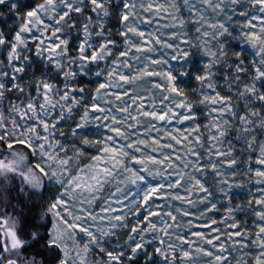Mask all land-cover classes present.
Segmentation results:
<instances>
[{
	"label": "snow or ice",
	"instance_id": "6c2138e0",
	"mask_svg": "<svg viewBox=\"0 0 264 264\" xmlns=\"http://www.w3.org/2000/svg\"><path fill=\"white\" fill-rule=\"evenodd\" d=\"M0 264H264V0H0Z\"/></svg>",
	"mask_w": 264,
	"mask_h": 264
},
{
	"label": "rangeland",
	"instance_id": "374dc122",
	"mask_svg": "<svg viewBox=\"0 0 264 264\" xmlns=\"http://www.w3.org/2000/svg\"><path fill=\"white\" fill-rule=\"evenodd\" d=\"M111 26L115 27V21H114V20L111 21ZM35 59H36V58H33V61H30V62H29V63H30V66H32V67L35 66ZM41 66H43V63H42Z\"/></svg>",
	"mask_w": 264,
	"mask_h": 264
}]
</instances>
